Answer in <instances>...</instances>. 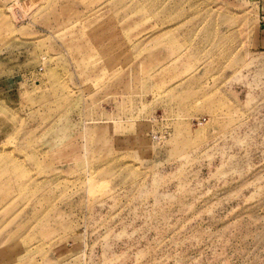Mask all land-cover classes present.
Masks as SVG:
<instances>
[{
	"label": "rangeland",
	"instance_id": "1",
	"mask_svg": "<svg viewBox=\"0 0 264 264\" xmlns=\"http://www.w3.org/2000/svg\"><path fill=\"white\" fill-rule=\"evenodd\" d=\"M258 0H0V264H264Z\"/></svg>",
	"mask_w": 264,
	"mask_h": 264
},
{
	"label": "crops",
	"instance_id": "2",
	"mask_svg": "<svg viewBox=\"0 0 264 264\" xmlns=\"http://www.w3.org/2000/svg\"><path fill=\"white\" fill-rule=\"evenodd\" d=\"M258 14L262 20L256 37V46L264 51V0H258ZM264 53V52H263Z\"/></svg>",
	"mask_w": 264,
	"mask_h": 264
}]
</instances>
